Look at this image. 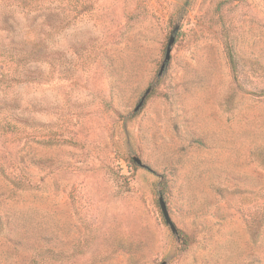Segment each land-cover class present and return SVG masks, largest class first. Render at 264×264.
Masks as SVG:
<instances>
[{"label": "rangeland", "instance_id": "1", "mask_svg": "<svg viewBox=\"0 0 264 264\" xmlns=\"http://www.w3.org/2000/svg\"><path fill=\"white\" fill-rule=\"evenodd\" d=\"M12 2L0 264H264V0Z\"/></svg>", "mask_w": 264, "mask_h": 264}, {"label": "trees", "instance_id": "2", "mask_svg": "<svg viewBox=\"0 0 264 264\" xmlns=\"http://www.w3.org/2000/svg\"><path fill=\"white\" fill-rule=\"evenodd\" d=\"M7 1L8 3L18 2L19 0H0V3ZM6 22V19H4ZM0 32L6 31V24L0 23ZM8 42L5 44H0V77H2V81H13L19 82V74L21 72H27L30 74V78L32 74L30 71V64L27 63V58L23 56L20 52H18L19 44L17 41L11 39L12 37H8ZM12 107L13 113H10L9 109ZM16 106L14 104H10L5 101H0V130L13 132L18 129V124L24 123L23 120L17 119L14 113ZM15 114V115H14ZM3 172V167H0Z\"/></svg>", "mask_w": 264, "mask_h": 264}, {"label": "water", "instance_id": "3", "mask_svg": "<svg viewBox=\"0 0 264 264\" xmlns=\"http://www.w3.org/2000/svg\"><path fill=\"white\" fill-rule=\"evenodd\" d=\"M176 30H177V25L174 26V28L172 30V33H171V35L168 38V41H167V44H166V47H165L163 60L161 61V64L159 66V70H158L157 76H161L162 75V73H163V71L165 69L166 63L170 59L171 47H172V45L174 43V39H175L174 33H175ZM149 91H150V88H147L144 91L140 101L134 107V111H136V110H138L140 108V106L142 105L145 97L148 95ZM133 161L139 166L146 167L144 164L141 163L140 159L138 157H136V156H133ZM157 199H158V205H159V208H160V211H161V214L163 216V219H164L165 223L169 226L170 230L173 233H176V229H175L173 223L171 222V220L169 218V215H168V212H167V208H166V205H165V202H164L162 196L158 195ZM160 264H166V262L162 261Z\"/></svg>", "mask_w": 264, "mask_h": 264}]
</instances>
